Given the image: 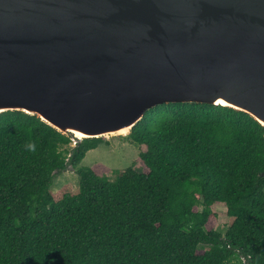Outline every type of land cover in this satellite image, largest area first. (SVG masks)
Returning <instances> with one entry per match:
<instances>
[{"label":"trees","instance_id":"trees-1","mask_svg":"<svg viewBox=\"0 0 264 264\" xmlns=\"http://www.w3.org/2000/svg\"><path fill=\"white\" fill-rule=\"evenodd\" d=\"M149 172L81 166L105 138L74 143L36 115L0 113V264H264V126L231 107L168 103L129 134ZM75 167L79 186L55 179ZM227 207L225 234L211 227Z\"/></svg>","mask_w":264,"mask_h":264},{"label":"water","instance_id":"water-1","mask_svg":"<svg viewBox=\"0 0 264 264\" xmlns=\"http://www.w3.org/2000/svg\"><path fill=\"white\" fill-rule=\"evenodd\" d=\"M168 103L264 126V0H0V113L76 145L130 134Z\"/></svg>","mask_w":264,"mask_h":264},{"label":"rangeland","instance_id":"rangeland-1","mask_svg":"<svg viewBox=\"0 0 264 264\" xmlns=\"http://www.w3.org/2000/svg\"><path fill=\"white\" fill-rule=\"evenodd\" d=\"M143 151H146V146L134 143L129 134L109 136L97 149L87 154L81 166H98L100 172L111 180L116 179V171L129 167L148 173L149 169L140 157ZM79 180L80 176L76 173V170L65 171L55 179L52 191L59 193L66 185H72L73 189H77ZM213 209L218 217L214 220L215 222H211L210 226L216 227L218 231L225 234L231 223L227 207L218 204ZM232 264H242V261L235 260Z\"/></svg>","mask_w":264,"mask_h":264}]
</instances>
